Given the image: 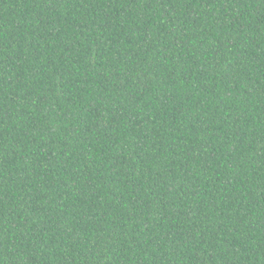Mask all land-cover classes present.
<instances>
[{"label": "trees", "instance_id": "obj_1", "mask_svg": "<svg viewBox=\"0 0 264 264\" xmlns=\"http://www.w3.org/2000/svg\"><path fill=\"white\" fill-rule=\"evenodd\" d=\"M0 264H264V0H0Z\"/></svg>", "mask_w": 264, "mask_h": 264}]
</instances>
